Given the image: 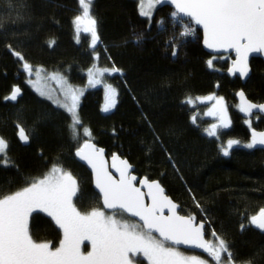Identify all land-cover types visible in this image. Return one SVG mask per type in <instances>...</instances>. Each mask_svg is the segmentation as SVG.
Here are the masks:
<instances>
[{
  "label": "trees",
  "instance_id": "1",
  "mask_svg": "<svg viewBox=\"0 0 264 264\" xmlns=\"http://www.w3.org/2000/svg\"><path fill=\"white\" fill-rule=\"evenodd\" d=\"M138 3L94 0L91 14L98 21L99 41L91 48L86 34H79L78 41L75 38L72 21L81 13L79 0H12V7L8 0H0V137L8 144L6 158L11 162L7 168L0 163V197L42 178L57 164L77 179L79 190L73 202L78 210L101 208L91 175L74 158L77 144L68 132L69 116L36 95L26 82L29 76L23 71V62L5 45L10 43L21 51L33 70L42 68L45 74L59 75L75 86L85 85L86 71L95 62L99 68L116 67L121 71L103 77V83L117 89L116 107L109 113L103 111L100 86L86 90L78 107L83 126L92 132V142L107 157L116 154L128 160L139 178L158 181L179 205V213L196 215L199 222L201 213L188 191L191 187L196 200L210 212L206 239H213L215 229L229 241L238 259L264 264V234L250 221L264 208V151L242 146L249 142L251 129L264 130V118L254 116L258 120L250 128L232 107L231 126L220 129L217 139L204 134V121L196 117L193 124L191 120L207 104L193 107L186 103L187 99L215 95L237 106L239 90L251 102H264V63L252 59L251 75L242 85L226 74L230 56L204 51L201 32L194 23L195 34L180 46L182 24L173 26L170 14L174 10L157 6L149 21L139 14ZM53 39L55 44L49 47ZM172 40L176 43L169 46ZM13 86L21 89L17 101L6 99ZM18 125L29 136L27 145L19 141ZM153 130L177 159L179 173L168 166L165 153L154 143ZM229 139L239 140L241 145L224 157L220 148ZM83 140L81 132L80 143ZM37 215L40 219L30 218V234L37 242L58 247L62 231L48 216L33 213V217ZM203 258L211 261L208 256Z\"/></svg>",
  "mask_w": 264,
  "mask_h": 264
},
{
  "label": "snow or ice",
  "instance_id": "2",
  "mask_svg": "<svg viewBox=\"0 0 264 264\" xmlns=\"http://www.w3.org/2000/svg\"><path fill=\"white\" fill-rule=\"evenodd\" d=\"M93 3L94 0H79L82 14L75 16L72 23L77 32L83 28L91 34L92 47L95 48L99 35L98 21L91 14ZM8 4L12 7V0H8ZM164 5L174 8L170 14L173 26L182 24L180 46L195 34L196 30L191 25L194 23L200 26L203 29V44L206 48L214 52L235 53L232 67L229 69L232 74L238 72L240 77H248L250 55L264 54V0H147V10L145 0H140L139 14L151 21L156 7ZM185 17L188 22H184ZM159 24L162 27L164 21L161 20ZM136 39L139 42L140 37L137 36ZM48 43L49 47H52L55 40ZM174 43L175 40L170 41L169 46ZM5 46L13 57L23 62V71L31 77L33 69L25 62L23 53L14 49L10 43ZM172 55L176 56L177 52L174 50ZM96 58L98 57H94ZM208 66L213 67L212 59L208 61ZM120 71L116 67L89 68L87 83L94 87L101 82L105 73ZM35 76L36 81L41 80L39 69L35 71ZM52 78L56 79L57 75L53 74ZM29 83L35 87V81L29 79ZM64 83L67 84L66 81ZM36 90L41 96L46 95L42 89ZM105 90L108 102L103 111L107 113L116 107L117 89L106 84ZM20 95L21 89L13 86L6 99L17 101ZM82 95L83 91L67 85L63 92V101L55 103L69 114L68 132L71 140L77 144L75 156L91 168L95 188L102 196L103 208H94L90 212L78 210L73 202L79 190L77 179L71 172L53 164L42 178L32 179L21 189L0 197V264H143L142 261L133 259L141 254L147 264H253L251 258L238 259V254L229 241L215 229L211 231L213 239H205V223L210 212L196 200L191 187L188 191L193 193L195 206L201 213L199 222L196 215L178 214V204L165 194V189L158 181H150L148 178L138 181L137 177L131 174L132 165L128 160L113 154L111 167L119 174L117 179L108 169L104 149L97 148L91 142L92 132L82 124L78 112ZM238 95L241 100L239 110L246 117L250 118L254 110L264 113V104L248 101L243 91ZM48 98L51 99V96ZM198 99L204 102L205 98ZM206 99L215 101L206 115L218 121L206 130L207 135L218 139V129L231 126L228 110L223 97L209 96ZM186 103L193 105L191 99H187ZM191 120L196 124L195 115ZM245 122L251 128V119ZM18 128L20 140L27 142L29 136L19 125ZM81 129L83 136L87 137L82 143ZM153 132L154 143L159 144L165 153L168 166L179 173L177 159L164 148L163 141L155 134V130ZM240 145L239 140L229 139L227 146H221L220 151L224 157H228L234 146ZM242 146L248 150H264V132L253 130L250 142ZM7 148V142L0 137V163L5 168L11 164L6 158ZM148 151L151 153L152 149ZM137 183L141 186L137 187ZM146 198L150 203H146ZM118 212L121 218L117 217ZM33 213H45L62 231L63 238L58 247L34 240L30 234L29 221L30 218L36 220L40 217H33ZM124 214L136 217L142 223L130 222L123 218ZM250 221L264 232V208L258 215H253ZM84 241H88L91 246L87 252L82 251ZM180 245L202 250L211 261L200 255L185 254L180 250Z\"/></svg>",
  "mask_w": 264,
  "mask_h": 264
},
{
  "label": "rangeland",
  "instance_id": "3",
  "mask_svg": "<svg viewBox=\"0 0 264 264\" xmlns=\"http://www.w3.org/2000/svg\"><path fill=\"white\" fill-rule=\"evenodd\" d=\"M138 2H139L138 4H140V0H138ZM145 9L147 10V0H145ZM139 11H140V9H139ZM80 14H82V9H81V13ZM81 33H84V34H86L88 36L89 43H90V47L93 48L92 47V37H91V34L89 32H87V31H85L83 28H81L79 30V32H77V30L75 28V38H76V40L77 41L80 40L79 34H81ZM94 67H98L96 62L93 64V66L91 68H94ZM37 69H39L41 71V80L40 81H36L35 71ZM87 72L88 71H86V77H87ZM105 75H111V74L105 73L104 76ZM52 76H53V74H45L44 71L42 70V68H35V70H33V75L31 77H28V79H27L26 82L29 85V87L36 93L37 96H39L42 99H45V100L49 101L50 103H52L54 106L57 107V104L55 103V101H63V99H64L63 92L66 89L67 85H70V84L65 79H63L62 77H60L59 75H57V78L56 79H53ZM103 77H101V82L98 83V84H96L94 87L93 86H90L87 83V81H86L85 85H83V86H75V85H71V86L74 87V88H76V89H78V90L83 91V94L88 89L98 88L99 86L102 87V98H103L102 109H103L104 106H105V104L108 102V100H107V94H106V90H105L106 83H103ZM29 79H31L32 81H35L36 82L35 83V87L33 86V84H30L29 83ZM87 79H88V77H87ZM64 81H66L67 84H65ZM36 88H40L43 91H45L46 95L45 96H41L39 94V92L36 90ZM49 95L51 96V99L48 98ZM82 96L80 97V101H81ZM211 96H215V95H211ZM215 97H218L219 98L221 96H215ZM202 98H205L204 99V102H201L200 99L197 98V99L192 100L193 101V105H191V106L195 107L196 104H203V103H206L207 104V107H205L203 109H197V115H196V117H198L202 122L204 121L203 122V132H204V134L207 135V131L206 130H209L210 127H211V125L213 123H218V121L215 120L214 117H210V116H207L206 115V113L213 106V104L215 103V101H209V100L206 99L207 97H202ZM80 101H79V104H80ZM224 102H225V105L227 107L228 114H229V117H230L231 108L233 107L234 110L235 109L238 110V107L237 106H231V105H229L225 99H224ZM58 108H60V107H58ZM60 109H62L65 113H67L65 109H63V108H60ZM107 113H109V112H107ZM67 115L69 116L68 113H67ZM257 120L258 119L256 117H253L251 119V124H252V122H256ZM246 125L249 126L247 123H246ZM219 130L220 129H218V131ZM81 132H82V136H83V131H81ZM84 138L87 139V137H84ZM223 146L226 147L227 146V143H226V145H223ZM43 214L46 215L45 213H43ZM49 218H51V217H49ZM118 218H120V217H118ZM62 238H63V234H62ZM90 248H91V246H90L89 242L88 241H84V244L82 245V251L87 252V251L90 250ZM192 254H194V253H191V254H188V255H192ZM133 259H135L137 261H139V259L144 260L145 261V264H147V261L143 258L142 254L141 255H137Z\"/></svg>",
  "mask_w": 264,
  "mask_h": 264
},
{
  "label": "water",
  "instance_id": "4",
  "mask_svg": "<svg viewBox=\"0 0 264 264\" xmlns=\"http://www.w3.org/2000/svg\"><path fill=\"white\" fill-rule=\"evenodd\" d=\"M160 7H168V8H170V9L174 10L173 7L168 6V5H164V6H160ZM185 18H186V17H185ZM186 19H188V18H186ZM195 26H196V27L199 29V31L201 32V45H202V48L204 49V51H205L207 54L212 55V56L228 55V56L231 57L229 67H228V69L226 70V74H227L228 77H236V78H238L239 81H240V83H241L242 85H244V84L248 81V79H249V77H250V75H251V66H250L251 60H252V59H260V60L264 63V54H261V53H252V54L250 55V57H249L250 72H249V76H248V77H240V75H239L238 72H237L236 74H232V73H230V72H229V69L232 67V62H233V60L235 59V53H234V52H214V51H212L211 49L206 48V47L204 46V44H203V29H202L200 26H197V25H195ZM240 91H243V90H239V91L236 93V95H235V101H236V104H237V107H238V111H239V113H240L242 119H244V120L252 119L255 115L264 118V113H259L258 110H254V111H253V114H252V116H251L250 118H249V117H246L243 113L240 112L239 108H240L241 100H240V97H239V95H238ZM245 98H246L248 101H250V100L246 97V95H245ZM250 102H251V101H250ZM252 103H254V102H252ZM255 104H264V102H262V103H255ZM253 130H255L256 132H264V130L251 129V130L249 131V142H250V140H251V133H252ZM18 138H19V136H18ZM19 141H20L23 145H27V144H28V141H27V142L22 141V140H20V138H19ZM91 142H92V141H91ZM93 143H94V142H93ZM97 148H101V147H98V146H97ZM102 149H103V148H102ZM256 150H260V149L257 148ZM262 151H264V150H262ZM119 157H120V156H119ZM74 158H75L76 162L79 163L80 165H82V166H83V167L89 172V174L91 175V185H92V189H93V191L96 193V195L99 197V202H100V206H101V209H102V208H103L102 196L100 195L99 190L95 188V182H94V177H93L92 172H91V168L88 167L87 164H86L85 162L80 161L79 158L75 156V152H74ZM120 158H121V157H120ZM104 159H105V161L107 162V165H108V169H109V171H110V172H111V173H112V174L118 179V178H119V174L116 173V172H115V169H113V168L111 167V165H112V155L109 156V157H107V156H106V151H105V150H104ZM121 159H123V158H121ZM131 174H132V175H135V176L137 177V180H138V181H139V180H143V179L145 178V177L139 178V177L133 172V167L131 168ZM150 181H151V180H150ZM153 181H155V180H153ZM136 186H137V187H140L141 185H140L139 183H137ZM142 190H143V191H146V189H142ZM165 194H166V192H165ZM166 195H167V194H166ZM169 198H170V197H169ZM173 202H174V201H173ZM146 203H150V201H148L147 198H146ZM174 203H175V202H174ZM176 204H177V203H176ZM178 206H179V205H178ZM109 211H110V210H109ZM177 211H178V214H180V213H179V207H178ZM167 214H168V213H167V210H165V215H167ZM124 215H125L127 218L133 220L134 222L142 223V222H140L139 219L136 218V217H129L127 214H124ZM180 215H182V214H180ZM257 230L264 234V232H262L261 230H259V229H257ZM205 239H206V236H205ZM179 248H180V250L185 251V252H188V253H195V254L200 255V256H203V257L207 256V254L204 253V252H203L202 250H200V249H192V248H189V247L184 246V245H180Z\"/></svg>",
  "mask_w": 264,
  "mask_h": 264
},
{
  "label": "flooded vegetation",
  "instance_id": "5",
  "mask_svg": "<svg viewBox=\"0 0 264 264\" xmlns=\"http://www.w3.org/2000/svg\"><path fill=\"white\" fill-rule=\"evenodd\" d=\"M222 56V55H221ZM256 116V115H255Z\"/></svg>",
  "mask_w": 264,
  "mask_h": 264
}]
</instances>
